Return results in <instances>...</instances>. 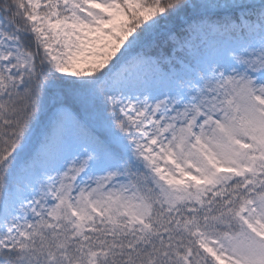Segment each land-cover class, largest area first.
<instances>
[{"label": "snow or ice", "instance_id": "1", "mask_svg": "<svg viewBox=\"0 0 264 264\" xmlns=\"http://www.w3.org/2000/svg\"><path fill=\"white\" fill-rule=\"evenodd\" d=\"M0 264H264V0H0Z\"/></svg>", "mask_w": 264, "mask_h": 264}]
</instances>
